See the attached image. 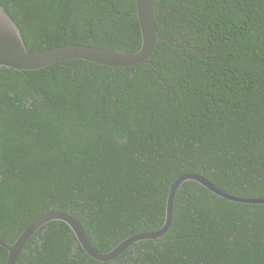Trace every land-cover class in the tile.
I'll return each mask as SVG.
<instances>
[{"label": "trees", "instance_id": "16d2710c", "mask_svg": "<svg viewBox=\"0 0 264 264\" xmlns=\"http://www.w3.org/2000/svg\"><path fill=\"white\" fill-rule=\"evenodd\" d=\"M148 62L0 67V237L49 212L73 215L109 252L160 229L172 184L203 175L264 198V0H152ZM36 52L70 44L137 52V0H0ZM8 252L0 246V264ZM18 264H102L50 222ZM107 264H264V205L188 181L170 231Z\"/></svg>", "mask_w": 264, "mask_h": 264}, {"label": "water", "instance_id": "95a60500", "mask_svg": "<svg viewBox=\"0 0 264 264\" xmlns=\"http://www.w3.org/2000/svg\"><path fill=\"white\" fill-rule=\"evenodd\" d=\"M137 15L142 36V44L137 52L126 53L79 44L30 52L26 47L20 28L7 11L0 7V67L12 68L16 71H38L60 62L76 60L113 68H126L146 63L159 36L152 0H137ZM188 181L196 182L216 196L230 202L264 205V198L236 196L218 188L203 175L186 174L179 177L170 188L166 204L165 223L160 229L134 234L123 240L111 251L100 252L91 243L82 225L73 215L63 212H49L33 220L14 243H8L0 237V246L8 252L6 264H18L22 252L32 237L43 226L54 221L67 224L85 252L102 264H107L125 253L132 245L146 240H158L170 231L177 193L182 185Z\"/></svg>", "mask_w": 264, "mask_h": 264}]
</instances>
